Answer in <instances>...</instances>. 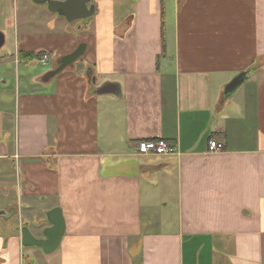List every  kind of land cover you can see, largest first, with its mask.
Segmentation results:
<instances>
[{
	"label": "crops",
	"instance_id": "obj_1",
	"mask_svg": "<svg viewBox=\"0 0 264 264\" xmlns=\"http://www.w3.org/2000/svg\"><path fill=\"white\" fill-rule=\"evenodd\" d=\"M93 2L75 24L0 0V264H264V0ZM57 206L59 246L23 248Z\"/></svg>",
	"mask_w": 264,
	"mask_h": 264
},
{
	"label": "water",
	"instance_id": "obj_2",
	"mask_svg": "<svg viewBox=\"0 0 264 264\" xmlns=\"http://www.w3.org/2000/svg\"><path fill=\"white\" fill-rule=\"evenodd\" d=\"M33 3L38 5H46L50 12L56 13L60 17H64L67 22L73 23L75 21L83 20L82 23L87 22L96 11V4L93 0H31ZM5 36L0 31V47L4 44ZM84 50L79 46L74 52L63 57L56 68L49 70L45 75L44 79L47 80L50 77L55 76L66 67L73 64L82 54ZM87 77L90 84H93V69L88 67ZM247 78V73L243 72L237 76L229 85H227L224 95L228 96L232 94L237 87ZM112 83H109L110 85ZM107 84L95 88L93 93L103 94L112 92ZM7 215L5 209L0 208V217ZM47 220L51 223V226L46 227L43 230V236H36L28 226L16 227L18 232H21V243L23 248L28 247H40L45 253L54 251L64 236L65 232V218L63 216L62 208L57 206L47 211Z\"/></svg>",
	"mask_w": 264,
	"mask_h": 264
},
{
	"label": "built area",
	"instance_id": "obj_3",
	"mask_svg": "<svg viewBox=\"0 0 264 264\" xmlns=\"http://www.w3.org/2000/svg\"><path fill=\"white\" fill-rule=\"evenodd\" d=\"M40 62L42 65L47 66L49 61L46 55H44ZM224 149V143L212 138L209 140L208 150L211 152L222 151ZM138 151L143 155H159L168 156L175 152V147L165 138L159 137L152 140H142L138 143Z\"/></svg>",
	"mask_w": 264,
	"mask_h": 264
},
{
	"label": "trees",
	"instance_id": "obj_4",
	"mask_svg": "<svg viewBox=\"0 0 264 264\" xmlns=\"http://www.w3.org/2000/svg\"><path fill=\"white\" fill-rule=\"evenodd\" d=\"M22 55L25 57H35V58L41 59L45 54H44V52H39L36 55L34 53H22Z\"/></svg>",
	"mask_w": 264,
	"mask_h": 264
},
{
	"label": "rangeland",
	"instance_id": "obj_5",
	"mask_svg": "<svg viewBox=\"0 0 264 264\" xmlns=\"http://www.w3.org/2000/svg\"><path fill=\"white\" fill-rule=\"evenodd\" d=\"M83 22V20H80V21H75V22H73V23H75V24H77V23H82ZM40 66H38V69L39 70H47V68H48V66H45V65H41V63L39 64ZM7 211V210H6ZM1 217H3V216H1ZM39 258H40V256H38Z\"/></svg>",
	"mask_w": 264,
	"mask_h": 264
},
{
	"label": "flooded vegetation",
	"instance_id": "obj_6",
	"mask_svg": "<svg viewBox=\"0 0 264 264\" xmlns=\"http://www.w3.org/2000/svg\"><path fill=\"white\" fill-rule=\"evenodd\" d=\"M7 214H8V212H7ZM4 217V216H3ZM9 217H11V215H9ZM24 225H22V224H20V225H17V227H23ZM20 234H21V232H19Z\"/></svg>",
	"mask_w": 264,
	"mask_h": 264
}]
</instances>
